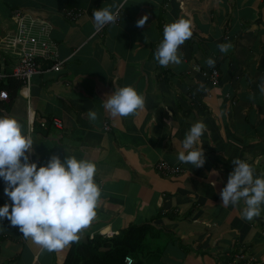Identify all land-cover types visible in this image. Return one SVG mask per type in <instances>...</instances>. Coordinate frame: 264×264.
Wrapping results in <instances>:
<instances>
[{
	"label": "crops",
	"instance_id": "obj_1",
	"mask_svg": "<svg viewBox=\"0 0 264 264\" xmlns=\"http://www.w3.org/2000/svg\"><path fill=\"white\" fill-rule=\"evenodd\" d=\"M108 5L119 20L100 31L93 10ZM183 5L181 0H0V51L13 32V12L23 9L54 24L52 37L64 60L60 73L33 77L29 99L21 86L11 91L10 100L0 102V114L15 116L33 136L32 160L45 164L53 154L91 159L103 189L96 217L61 249L44 248L5 218L0 264H64L73 244L108 243L131 226L145 225L150 230L131 254L134 264H264V212L244 219L242 202L224 205L220 196L234 157L249 160L264 175V93L258 87L264 78V0H183ZM72 8L83 14L68 19L65 11ZM181 16L193 20V36L180 46L182 63L162 66L154 53L163 26ZM229 41L233 47L222 52L218 45ZM208 57L215 58L214 66ZM3 64L11 71L14 61ZM213 69L220 72L217 83L203 73ZM128 84L144 95L145 107L114 117L103 100L115 86ZM91 110L98 113L95 120ZM197 120L208 125L202 167L177 159ZM162 162L182 172L160 173ZM4 187L0 179V204L9 200ZM240 252L246 261L235 263Z\"/></svg>",
	"mask_w": 264,
	"mask_h": 264
},
{
	"label": "clouds",
	"instance_id": "obj_2",
	"mask_svg": "<svg viewBox=\"0 0 264 264\" xmlns=\"http://www.w3.org/2000/svg\"><path fill=\"white\" fill-rule=\"evenodd\" d=\"M92 15L97 28L117 19L111 5L95 8ZM147 19L145 15L137 24L142 26ZM192 24L191 18L181 16L163 26V38L154 53L160 65L182 63L180 46L193 36ZM218 47L227 52L233 45L230 41L221 42ZM207 63L214 66L216 60L208 57ZM258 87L264 93V78ZM103 106L112 116L123 117L143 109L145 97L131 84L115 86L106 95ZM97 116L96 111L89 112L90 119L95 120ZM207 129L204 120L190 126L177 153L180 162L194 167L205 165L207 157L202 137ZM34 145L33 136L15 116L0 114V179L9 198L0 204V222L7 218L11 225L19 226L26 238L48 250L61 249L78 240L81 229L97 215L103 193L96 180L97 164L75 154L63 158L53 154L47 163L40 164L38 159H31ZM231 162L234 167L220 190L222 204L237 206L242 202V218L252 220L264 212V175L258 174L254 163L247 159L234 157ZM211 183L215 186L216 181Z\"/></svg>",
	"mask_w": 264,
	"mask_h": 264
},
{
	"label": "built area",
	"instance_id": "obj_3",
	"mask_svg": "<svg viewBox=\"0 0 264 264\" xmlns=\"http://www.w3.org/2000/svg\"><path fill=\"white\" fill-rule=\"evenodd\" d=\"M83 14L80 9H68L65 16L70 20L78 19ZM14 29L11 35L7 36L1 45L0 51V83L14 80L20 83L24 95L30 98L31 82L35 75L47 72L60 73L64 67V60L60 57L58 44L52 37L54 24L47 18L33 15L23 9H17L12 14ZM119 20V12L117 19ZM104 27V26H103ZM100 28V31L102 28ZM4 61H14L11 71L4 68ZM201 71L200 66L195 67ZM214 83L219 82L220 72L218 69L203 72ZM11 93L7 88L0 89V102L9 101ZM29 114L33 116L30 110ZM53 123L58 128H62L63 123L54 119ZM41 125L46 126V121ZM106 129H110L106 125ZM158 170L163 174H179L182 172L180 166H172L166 162L158 165ZM235 263L246 261L243 252L235 255ZM132 256L125 258L124 264H134Z\"/></svg>",
	"mask_w": 264,
	"mask_h": 264
},
{
	"label": "trees",
	"instance_id": "obj_4",
	"mask_svg": "<svg viewBox=\"0 0 264 264\" xmlns=\"http://www.w3.org/2000/svg\"><path fill=\"white\" fill-rule=\"evenodd\" d=\"M19 86L20 83L13 80L0 83V89L7 88L10 92L18 90ZM149 228V225L131 226L122 236L108 243L93 240L87 244H73L64 264H123L127 256L138 253V247L146 240ZM103 246L108 250L101 251Z\"/></svg>",
	"mask_w": 264,
	"mask_h": 264
}]
</instances>
